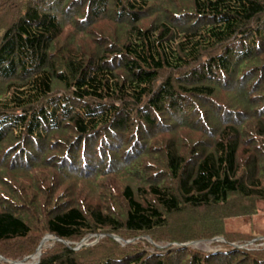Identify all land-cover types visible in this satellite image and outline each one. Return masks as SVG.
Segmentation results:
<instances>
[{
    "label": "trees",
    "instance_id": "obj_1",
    "mask_svg": "<svg viewBox=\"0 0 264 264\" xmlns=\"http://www.w3.org/2000/svg\"><path fill=\"white\" fill-rule=\"evenodd\" d=\"M69 1L0 6V19L8 18L0 28V80L15 88L0 106V160L8 158L0 166V245L32 244L2 256L34 254L39 231L57 242L41 250L38 264H181L186 257L190 264H264L260 249L156 254L110 237L151 235L189 209L206 214L200 234L171 232L168 242L213 239L224 235L223 219L253 215L264 202V91L248 97L243 84L254 75L264 87V0H84V15H70L77 0ZM89 16L114 29L90 33L91 24L79 22ZM68 25L75 30L59 46ZM219 101L236 110L216 107ZM247 111L254 113L248 129ZM189 129L200 130L198 141L179 139ZM168 134L173 141L163 139ZM148 146L157 150L160 174L141 178L126 163L150 157ZM104 160L124 167L123 189L111 205L108 198L103 208L83 205L66 182H107ZM21 177L30 184L18 185ZM115 205L118 212H109ZM86 235H102L108 245L96 261L88 260L93 249L65 245Z\"/></svg>",
    "mask_w": 264,
    "mask_h": 264
},
{
    "label": "rangeland",
    "instance_id": "obj_2",
    "mask_svg": "<svg viewBox=\"0 0 264 264\" xmlns=\"http://www.w3.org/2000/svg\"><path fill=\"white\" fill-rule=\"evenodd\" d=\"M3 1L4 0H0V6L2 5ZM26 1L27 0H17V2H18L17 6L19 7L20 10H22L25 7ZM72 1H74V0H70L69 3L72 4ZM60 5H61V7H60L59 11L62 12L63 3L61 4V2H60ZM86 7H88V5H86L84 0H77V2H75V5L71 8L70 12L72 14H70V15H77L76 12H79L78 14L84 15ZM0 11H5V8L2 7ZM73 11H75V12H73ZM9 18H10V21L14 20V16H10ZM78 18L81 19L80 16ZM74 19H77V18L75 17ZM87 19L84 18L83 20H81L79 22H82L80 24V26H83V28H85L88 24H91V25L87 26L88 31L90 33L93 31H95V33L96 32H102V31L108 32L107 30L111 31V28L114 29V25H112L108 19H100L99 21H93L91 16H89V18H87ZM7 20H8L7 17H6V19L4 18V20L0 19V28L1 29L4 28L3 24L5 22H7ZM76 21H78V20H76ZM150 22H152V21L147 20V21L143 22V27H145L147 24H150ZM77 29L80 30L79 28H77ZM74 30L75 29L73 28L72 25L66 26L64 29V35L58 41L57 45L62 46L63 43L67 40V35H69ZM81 35H83V34L82 33L78 34V37L81 38ZM249 77L250 78L243 80V84L246 85V91L245 92H246L247 96L252 97V94L254 92H258V91L263 92L264 87H261L263 85V83H262L263 77H261V79L259 80V83H258V78H256V76L249 75ZM249 79H250V81H252L250 86L248 85V83H246ZM237 80H238V78H237ZM256 83H258V84L256 85ZM8 84L11 85L9 88H7L9 86ZM14 92H15V88L13 87L11 82H9V80L8 81L0 80V106L2 104L6 103V101L13 96ZM55 95H57L58 97L62 96V94L60 92L55 93ZM261 95H262V99H264V92ZM259 99H261V98H259ZM224 100L225 99H221V101H224ZM227 100H229V99H227ZM230 101H232V100L230 99ZM231 104L232 103L228 104L227 102H220L219 101V104L216 105V107L220 106L223 110L224 109L223 105H224L225 108L226 107L228 108L227 110H231V109L236 110V107L232 106ZM233 110H231V111H233ZM207 112H208V110H207ZM209 112H211V110H209ZM205 115H206V113H205ZM245 116H246L245 121H247L249 119V117L254 116V113L247 111L245 113ZM166 119H168V117H166ZM246 123L248 124L246 126V128L248 129L251 125V122L247 121ZM193 127L194 128L198 127V129H199L198 125L193 126ZM198 129H197V131H192V132H191V129L185 130V131H183L177 135L180 136L179 137L180 140H182L181 137H184V139H186L185 141L196 142L200 138L198 133H197L198 131H200ZM172 137H173V135L168 134V135H165L163 137V139H165V141H167V140L173 141ZM157 139H160V137H157ZM158 142L159 141H156V144L154 147H156L158 145ZM149 147L150 146H148V150L146 152H149L151 156L148 157L147 159L139 157L136 153V155H137L136 157L131 155L130 158L132 157V159L128 162L126 161L127 162L126 166L129 163H132V164H130V165H133L131 168H135V169H139V170L143 171V175L141 176V174H142L141 172L139 175L141 178H143L145 176L156 177L160 174V169L155 164L156 160L154 158H152V156L156 154L157 150H155V148L152 149ZM129 148H130V146L127 147L126 151H128ZM0 156H1V154H0ZM3 160H4V162H8V158H3L0 160V166H3V164H2ZM107 164H108L107 160L102 161V163L100 164V170L106 172L105 176L108 179V181L105 183H103V182L101 183L99 180L95 181V179H93V178H86V177H85V179H82L80 177H70L67 180L66 186L72 185V190L70 191V193L74 196V198L77 201L83 202V205H85V204H87V205H99V207L101 206L103 208L104 207V206H102L103 204L105 206H107V204L111 205L115 201V199L118 198V192H120V190L123 189L122 177L120 176V174H122V172H124V170H123L124 167H122L121 169L120 168L118 169V168L113 167V164L108 165V166H107ZM121 165L123 166L125 164H123L121 162ZM154 167H157V169H154ZM132 179H133V177H132ZM109 182L111 183V185L108 184ZM17 184L18 185L20 184V186L23 187V186H28L30 184V182L26 177H21V178H19ZM104 184H105V186H103ZM92 185H93V187H92ZM116 191H117V193H116ZM107 198H108V202H107V204H105L104 199H107ZM111 207H113L115 209L114 210L109 209V212H112V213L118 212V207L116 208V205L111 206ZM201 216L205 217L206 214L204 212H202L201 210H198L195 212L193 210L188 209V210L184 211L183 213H181V215H179L177 218L169 219L168 220L169 226L167 229L155 231L151 235L137 236L134 239H128L127 241L122 240L121 237L119 238L115 235H112V236H115L124 242H129L128 244H124L123 242H117L116 241L119 244V247H121V248L126 247V246L138 245L143 250V252H146V253H154L155 252L156 254H157V252H161V254H166L169 251H172L173 249H176V248L177 249H179V248H191V249H193L197 252H200L202 254H216V253L220 252L221 250L223 251L227 248H239V249H247V250H259V249L264 250V202H260V201L256 202L255 212L253 213V215L239 216V217H228V218L223 219L222 220V228H223L224 235H227L226 236L227 239L224 237V235H221V236H217L213 239L184 240L185 242L183 244H178V243L176 244L174 242L173 243L168 242V240L170 239L168 236L171 237V235H170L171 232H176V231H178L180 233L189 232L193 236L200 234V232H198V231H199V225L201 224V219H200ZM40 235H41L40 243L47 236L49 237L47 244H46L44 249L53 250L54 246H56L57 240L52 236H49L46 234L42 235V232H39V231L32 233V237H35V239L40 237ZM151 236H153L154 239ZM231 237H232V239L230 240ZM85 238H88V240L84 242L85 246L80 247L76 251H79L81 248L93 249V251L91 252L93 256L91 258H89L88 260L96 261L99 258H101V255H102V249L101 248H106L108 246L107 244H103V242H102L104 240V236H102V235H100V236L86 235L83 239H85ZM54 239L56 241H54ZM30 242H31V240H28V241L23 242V243L1 244L0 245V264H8V262H19L20 264H32L31 258H29V257H32L35 253L28 256V257H25V258H28L25 262H22V260L24 258L21 259V261H18V260L5 258L2 256L5 254H8V253H12L13 250L18 249L20 246H22V249L27 248V247L31 248L32 244H30ZM80 243H82V241H77V242L71 244V246L69 243H66L65 245L68 247H71V249L73 250L76 247V245H79ZM185 245H188V246H185ZM36 250H37V247H36ZM36 250H35V252H36ZM189 260H190V258L186 257L183 259L181 264H190ZM175 262H176V260H175Z\"/></svg>",
    "mask_w": 264,
    "mask_h": 264
},
{
    "label": "water",
    "instance_id": "obj_3",
    "mask_svg": "<svg viewBox=\"0 0 264 264\" xmlns=\"http://www.w3.org/2000/svg\"><path fill=\"white\" fill-rule=\"evenodd\" d=\"M110 237L113 238V239H114L115 241H117V242H123L124 244H128V243H129V242H124V241H122L121 239H119V238H117V237H115V236H110ZM88 238H89V237H88ZM88 238L83 239V240H82V243H80L79 245H76V247L73 249V251H76V250H78L80 247L85 246V245H84V242L87 241ZM45 239H49V237L47 236ZM45 239H43L42 241H44ZM42 241H41V243H42ZM54 241H56V240L54 239ZM41 243H40V244H41ZM40 244H39V246H38V248H37L35 254L33 255V256H35V255L38 256L37 262H36L35 264H38V263H39V258H40V256H41V252L39 251ZM65 244H66V243H65ZM185 246H188V245H185ZM33 256H32V257H33ZM32 257H29V258H32ZM27 259H28V258H24V259L22 260V262H25ZM8 264H20V263H19V262H8Z\"/></svg>",
    "mask_w": 264,
    "mask_h": 264
},
{
    "label": "bare ground",
    "instance_id": "obj_4",
    "mask_svg": "<svg viewBox=\"0 0 264 264\" xmlns=\"http://www.w3.org/2000/svg\"><path fill=\"white\" fill-rule=\"evenodd\" d=\"M48 239H45L44 241H42V243L40 244L39 247V251H41L42 249L45 248L46 244H47ZM38 256L35 255L34 257L31 258V263L35 264L37 262Z\"/></svg>",
    "mask_w": 264,
    "mask_h": 264
}]
</instances>
